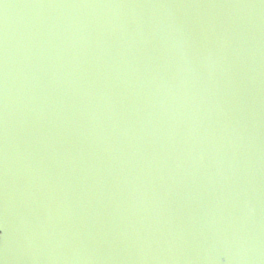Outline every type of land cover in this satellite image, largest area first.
<instances>
[{"label":"water","instance_id":"1","mask_svg":"<svg viewBox=\"0 0 264 264\" xmlns=\"http://www.w3.org/2000/svg\"><path fill=\"white\" fill-rule=\"evenodd\" d=\"M0 264H264V0H0Z\"/></svg>","mask_w":264,"mask_h":264}]
</instances>
